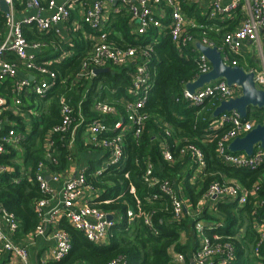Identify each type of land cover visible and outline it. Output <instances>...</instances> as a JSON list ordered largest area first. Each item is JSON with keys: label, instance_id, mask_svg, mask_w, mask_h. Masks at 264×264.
Masks as SVG:
<instances>
[{"label": "built area", "instance_id": "1", "mask_svg": "<svg viewBox=\"0 0 264 264\" xmlns=\"http://www.w3.org/2000/svg\"><path fill=\"white\" fill-rule=\"evenodd\" d=\"M9 7L5 13V31L0 34V84L12 81L11 88L13 113L6 114L10 102L7 97L0 96V160L13 153L21 145L25 136L16 128L14 118H23V100L30 96L45 99L56 85L57 74L51 70L48 63H39L38 54L42 52L45 45L39 41H29L23 32L24 26H34L39 33L48 34L55 31L59 33V25L71 19L73 8L82 0H66L59 3L57 0H24L25 6L35 11V15L23 20H18L14 7L15 0H4ZM106 0H93L85 7L82 23L87 26L96 36L92 50L83 59L81 64L80 78L91 80L94 78L95 69L108 67H129L133 66L131 74L132 84L129 88L130 99L125 105L127 119L119 120L113 125L107 124L103 118L118 114L115 106L99 101L94 104L93 110L100 117L90 120L83 112L85 100L78 102L75 107L64 97L60 99V122L51 130V146L47 152L48 160L56 163L52 150L56 141L53 137H60L67 140V147L71 151L74 147L77 134L80 130L87 129L89 144L95 148L105 150L102 160L104 164L95 172V176L101 175L110 167H124L126 156L124 149V137L127 128L124 124L127 121L129 130L132 129L134 139L139 141L144 133L148 121L144 109L149 101L150 94L154 88L152 81L151 61L153 46L159 42L163 31L168 30L173 43L179 50L201 43L207 47H214L206 38L202 41L195 39L188 32L189 29L198 28L197 24L184 13V7H198L200 0H122V7L136 23V34L144 37L151 31L157 32L151 43L145 47H129L125 49L116 48L108 41L111 26L109 17L103 6ZM113 1V0H111ZM120 11H116L119 14ZM49 12V17H43ZM240 13L242 16L240 25L234 31L224 36V47L228 54L239 57L240 51L245 43H251L258 50L259 63L247 72L254 74L255 86L264 90V0H210L208 13L205 16L207 21L222 20L224 17H232ZM168 19L169 24H165ZM224 20V19H223ZM201 28V27H199ZM228 54L225 55V63L228 64ZM10 57H15L11 61ZM199 74H207L211 71V65L207 58L199 52L198 55ZM237 66V65H235ZM24 70L35 76V81L28 77L19 78V72ZM183 100L191 106L200 107L208 99L219 98L221 101L235 99L241 95V89L237 86L229 87L224 80L205 85L190 94L186 88L183 90ZM87 96V94H86ZM6 114V115H5ZM124 121V124H123ZM255 122L243 119L236 111L224 113L216 119L211 130L228 128L218 143L217 151L221 161L228 167L256 172L264 167V149L258 146L252 156L245 154H234L229 151V144L237 138L245 137L255 127ZM26 131V130H25ZM172 131L166 129L165 136L171 137ZM112 135V136H110ZM207 135V140L212 138ZM158 136V143L162 150L163 159L167 163L174 161L173 151L166 140ZM190 156L192 162L190 183L194 187L203 182L208 176L205 175L208 167L204 152L193 144L183 146L179 156ZM44 163L35 167V179L39 185L42 198L34 203L33 209L39 223L35 228L36 235H43L48 227H55L63 222L67 223L76 231L81 232L90 243L104 246L113 237L112 231L122 221L131 225L135 219L133 210L126 214V218L117 217L115 214L90 206L92 201L99 199L103 194L93 187L87 180L86 172H77L66 179L61 180L58 174L51 175V181L60 183L59 189L51 188L47 182L43 170ZM15 167L11 164L0 162V175H12ZM143 183L151 190L152 201L166 198L172 210V220L181 223L185 216H188L194 226L198 241L194 252L195 264H232L236 257V249L231 242V237H226L221 230L224 229L220 223L204 220L205 211H214L219 203L234 204L244 208L253 203L259 210L264 209V199H260L261 183L256 182L250 189L242 186L239 182L230 179H221L212 182L197 206L189 210L190 202L182 197L179 187L175 181L157 175L153 163L148 162L142 176ZM22 180L13 179V183L20 184ZM188 209V210H187ZM258 211L255 210L254 214ZM154 213L144 216V226L154 235H159L153 220ZM187 214V215H186ZM113 216V221L108 220ZM20 229L17 217L0 205V247L4 252L13 255L21 264H28V251L25 247L15 244L11 237ZM254 229L257 233V240L253 252L259 256L264 248V212L262 217L254 221ZM208 233L210 235H208ZM51 239L54 247L48 253V260L59 263L65 260L72 251V241L69 233L59 228L53 230ZM184 255H178L175 264H183ZM109 264H126L124 259H117Z\"/></svg>", "mask_w": 264, "mask_h": 264}, {"label": "trees", "instance_id": "2", "mask_svg": "<svg viewBox=\"0 0 264 264\" xmlns=\"http://www.w3.org/2000/svg\"><path fill=\"white\" fill-rule=\"evenodd\" d=\"M20 1L22 3L24 0ZM183 13L195 20L197 26L201 27L189 29L190 35H193L198 41L206 38L223 54H228L227 48L224 47V36L238 27L242 18L240 13L225 20L214 21H207L202 9L197 7H184ZM129 20L130 17L124 12L116 18L108 36L109 43L121 49L145 47L150 44L157 32L151 31L144 37L134 36L131 33ZM169 22L168 19L165 24L167 25ZM4 28L5 15L0 10V33L4 32ZM23 32L29 41L46 44L42 52H49L58 41L54 36V41L50 40L46 34L39 33L34 26H24ZM86 55L77 54L63 63L48 66L57 74L56 85L47 98L33 97L32 102L29 101L22 107L24 111H27L34 108V100L43 102L48 98L53 99L46 114L39 106L38 117L31 115L32 128L30 132L23 134L25 140L22 144L23 147L27 146L24 161L33 160L36 163L35 167L41 160L40 158H38L39 161L36 160L40 155H38L36 139L43 137L47 130L60 122L59 101L62 96L71 91V84L81 70L82 61ZM198 55L194 46L179 50L173 43L169 31H163L159 42L153 46L150 65L154 88L143 110L148 116V121L141 139L136 141L132 129L127 128L124 137L126 156L124 167H110L99 176H95V172L99 169L98 164H93L86 171L88 182L103 194L99 199L92 201L90 206L123 219L126 218L128 211L133 210L135 214L133 223L129 225L126 220L118 223L112 231L113 237L110 245L98 246L90 243L81 232L63 222L61 227L71 237L72 251L62 262L50 264H109L119 258L124 259L126 264H175L171 253L173 249L177 254L185 256L183 264H190L189 257L195 252L198 245L192 221L186 216L181 223H176L172 220V210L166 198L152 201L154 191L149 189L142 180L148 162L153 163L158 176L175 181L177 187L182 189L180 191L182 197L189 200L191 209L197 206L198 201L212 182L222 179L221 174L226 178L238 181L247 189L260 181L259 198L264 199V167L256 172L238 170L226 166L219 158L218 143L228 128L211 130L210 127L217 119L214 118L213 113L222 101L219 98L208 99L202 106L195 107L183 100L182 94L186 85L195 81L199 74ZM228 57L227 63L230 66H242V61L239 58L231 55ZM10 60L15 61L16 59L10 57ZM43 61L41 59L39 63H43ZM133 71V66L111 67L109 72L97 75L90 81L75 82L77 91L83 92L79 99L74 101L73 106L76 107L84 92L87 91L88 94L82 109L88 122L100 118L93 110L94 104L99 101L109 102L110 105L120 110V117L106 120L107 124L113 125L119 120L127 119L125 105L130 99L127 91L132 84L131 74ZM64 80L65 84L62 83ZM12 87V81L0 85V96L7 97L11 103ZM70 95L69 98L76 96L74 92ZM246 120L262 124L264 110L250 109ZM124 126H128L127 121ZM166 129L172 131L171 137L165 136ZM207 135H210L212 140H207L209 139ZM158 136H162V140L165 139L171 146L174 155L172 163L164 161L160 142L157 141ZM55 140L57 166L52 168L56 172H63L69 168L71 151L67 147V140L63 141L60 137H56ZM187 144L199 147L204 152L208 164L205 172V175H208L206 180L199 182L194 187L190 184L191 171L189 172V170L192 164L190 156L184 158L179 156L180 149ZM77 149L78 152H83L86 149L83 147L80 137ZM96 149L105 152L102 148ZM13 158H16L14 151L2 158L0 162L12 165ZM17 176L18 173L16 175H0V205L17 217L20 228L25 233H31L39 223L33 206L37 200L42 198V194L34 171L32 172V182L24 180L20 184H15L13 179ZM255 210L258 211L256 214H254ZM263 212L264 209H257L253 203H249L244 208H239L234 204L219 203L214 211H205L204 220L222 224L225 227L221 232L226 237L232 238L231 242L236 249V257L232 264H264V248L259 256L253 252L257 240L254 221L262 217ZM148 213H154L153 220L159 230L158 236H154L143 224L144 216ZM183 232L187 234L185 245L181 242ZM208 235L210 234L208 233Z\"/></svg>", "mask_w": 264, "mask_h": 264}, {"label": "crops", "instance_id": "3", "mask_svg": "<svg viewBox=\"0 0 264 264\" xmlns=\"http://www.w3.org/2000/svg\"><path fill=\"white\" fill-rule=\"evenodd\" d=\"M57 1L59 3H62L66 0H57ZM200 1L202 2V4L199 5L200 8L199 7H197V8L202 9V11L204 12L203 13L204 17H205L208 13V3L210 0H200ZM230 1H232V0H227V2H230ZM92 2H93V0H82L78 5H76L73 8L72 14H71V19L68 22L59 25V27H58L59 33L58 34H56L55 31L46 34V36H48L50 40L54 41V39H53V36H54V37H57L58 41L55 43L56 46L55 45L52 46L49 52L43 51V52L39 53L38 54V60L42 59V60H44L43 62H45V63L49 62L52 65L56 64V63L60 64V63H63L64 61H66L67 59H69L70 57L75 56L77 54H80V55H83V54L86 55L87 54L88 55V53L91 52L93 44L95 43V40H96V36L94 35V33L92 31H90V29L87 26H85L82 23V21H83V15L85 12V7L89 6V4H91ZM22 3L20 0H15L14 11H15V15H16L18 20H23V19H26L28 17L35 15V11L28 9L25 5H23L24 3L23 4ZM122 5H123L122 0H113V1L106 0L103 4V6L105 8V13L110 19L109 20V26H111V28L115 24L116 18L119 15H121L123 12L126 13V15H128L130 17V15L128 14L127 11L124 10ZM194 7H196V6H194ZM118 10H122V11H120L119 14H116V11H118ZM3 14L5 15V13H3ZM49 16H50L49 12H45L43 14V17H49ZM223 19L224 20L228 19V17H224V18H222V20ZM129 21H130V26H131V33L135 36V35H137L136 34V23H134L131 20V17H130ZM239 25H240V22L238 24V27H239ZM4 31H5V28H4ZM3 33H0V34L2 35ZM195 48H196V46H195ZM46 49H47V47H46ZM262 49H263V53H264V43L262 45ZM196 50L199 53L197 48H196ZM257 51L258 50L256 49V47L251 45V43H245L243 45L241 51H240V56L237 57L242 61V66H240V67L244 68L245 71H249L253 67L257 66V64L259 63V59L256 55ZM225 55L226 54H223V58H225ZM251 56L253 57L254 62L251 61ZM110 68L111 67H108L105 69H109V71H110ZM115 68H117V67H115ZM80 71L77 73L76 77L74 78L73 83L71 84V91L68 92L66 95L61 97V98L64 97L65 99H67V101L72 105H74V101L79 99L80 95L83 92L80 90L77 91V88L75 86V82L90 81V80H86V79H81L80 78V73H81ZM18 77L21 79L28 77L30 80L35 81V76L32 73H28L24 70H21L19 72ZM94 77H96V75ZM65 82L66 81L64 80L62 83L65 84ZM4 83H1V84H4ZM73 92L76 96H73L74 98L73 97L69 98V97H71L70 94H72ZM86 94H88L87 91L84 92L81 100L86 99ZM111 94H113V93H111ZM127 94L129 95V90L127 91ZM77 95H78V97H77ZM32 98H33V96H30V94H28V96L23 100V102H24L23 106L27 105L29 101L32 102ZM81 100H79V101H81ZM52 102H53L52 98H50V99L48 98L47 101H43V102L34 100V102H33L34 108L33 109L30 108L27 111H24L22 109L23 118L12 117L11 120H14L16 122V124H17L16 128L19 130V132L26 134V133L30 132V130L32 128L33 121L31 119V115H33L34 117L35 116L38 117L39 106L42 107V111L46 114V111L48 112V108ZM77 105H78V103H77ZM117 111H118L117 115L109 116L106 118L104 117L103 120L106 122V120H108L110 118L116 119L117 117H120V114H121L120 110L117 109ZM11 113H13V108H12V103L10 102L9 109L7 110L6 114H11ZM123 124H124V121H123ZM20 128L23 130H20ZM52 128L47 130V132H45L43 137L36 139L37 140L36 141L37 146H38L37 150L39 151L38 155L40 154L39 157L36 158V160L39 161L41 159L37 163L39 164L41 162V163L45 164L43 174H44V176H45V178H46V180L49 183L51 188L59 189V186H60V183H54L53 181H51V175L58 174L61 176V180H62V179H66V178L70 177L71 175H75L77 172L88 171V169L90 167H92L93 164H98V166H99L98 168L102 167V165L104 164V161L102 160V156H103L104 152L97 150L96 148H94L92 145L89 144V134L87 132V129L85 128L83 130H80L79 133L77 134V138H76L74 147L71 150L69 168L63 172L54 171L52 167L57 166V160L55 158V154H56L55 150L56 149L54 148L52 150V153L54 154V158L56 160V163H51L47 157V152L49 151L50 146H51L52 136H51L50 132H51ZM126 128H128V126ZM24 130H26V131L24 132ZM79 137L81 139V143H82L83 147L86 148L83 152H78V149H77V143H78ZM53 139H56V137H53ZM22 146H23V144L19 145L21 150H22ZM19 147H18V149H19ZM18 149L17 150L13 149L14 154L17 155L16 158L12 159V165L15 167V173L14 174L16 175V173H18V176L16 178L19 177L22 181L28 180V181L32 182L33 181L32 180V172L35 170L34 167H35L36 163H34L33 160L32 161L27 160V162L26 161L23 162L22 158H25L24 157L25 152H23V150H22V152H20V151H18ZM38 158H40V159H38ZM191 168H192V164L190 165V169ZM190 171L191 170H189V172ZM34 176H35V172H34ZM220 176L222 179H230V178H226L225 176H223V174H221ZM206 178H205V180H206ZM230 180H234V179H230ZM192 182H193V180L191 179V183ZM179 190L182 191L181 188H179ZM189 210H192L190 206H189ZM185 218H186V216H185ZM61 224L59 223L53 228L48 227L46 229L45 234L39 235V236L36 235V233L34 232L35 230H33L31 233H25L23 231V229L20 228L19 231L11 237V239L15 244L21 245L27 249V251H28V264H50L53 262H50L48 260L47 256H48V253L50 252V250L54 247V242L51 239V234H52L53 230H55L58 226H59V228H62ZM181 242L183 245H185L187 243V234H185V232L182 233ZM0 249H1L0 264H21L20 261H18L13 255L4 252V250L1 247H0ZM171 253H172L173 259H176V257L178 255H181V254H177L174 251V249L171 250ZM188 256H189V254H188ZM193 256H194V252L191 254V256L189 258L193 259Z\"/></svg>", "mask_w": 264, "mask_h": 264}, {"label": "water", "instance_id": "4", "mask_svg": "<svg viewBox=\"0 0 264 264\" xmlns=\"http://www.w3.org/2000/svg\"><path fill=\"white\" fill-rule=\"evenodd\" d=\"M0 10L3 13L9 12V7L4 0H0ZM196 48L207 58L212 69L209 73L200 75L195 81L186 85V90L190 94H195L205 85L218 80H224L229 87L237 86L241 89L239 97L220 103L213 113L214 118H218L224 113L236 111L243 119H247L250 109L264 110V90L255 86L253 73L245 71L240 66L226 64L222 52L217 47L211 48L197 43ZM107 72L109 69H95L94 74L97 76ZM258 146L264 149V122L257 124L245 137L232 141L228 148L234 154L243 153L252 156ZM113 219V216H108L109 221H113ZM190 264H195L193 259H190Z\"/></svg>", "mask_w": 264, "mask_h": 264}, {"label": "rangeland", "instance_id": "5", "mask_svg": "<svg viewBox=\"0 0 264 264\" xmlns=\"http://www.w3.org/2000/svg\"><path fill=\"white\" fill-rule=\"evenodd\" d=\"M198 7H199V5H197ZM200 8V7H199ZM256 55H258V52L256 53ZM251 61L252 62H254V59H253V57L251 56ZM106 104H110L109 102H105ZM72 105V104H71ZM113 106V105H112ZM254 122V121H253ZM255 123H256V121H255ZM29 126V125H28ZM20 130H23V129H21L20 128ZM36 145H37V142H36ZM26 149H27V146H25L24 145V147L22 146V150H23V152H26ZM22 150H21V148L19 147V149H18V151H20V152H22ZM17 156V155H16ZM23 159V162H24V158H22ZM202 184V183H201ZM200 185V184H199ZM199 185H198V187H199ZM246 226V225H245ZM110 245V242L108 241V242H105L104 243V246H109Z\"/></svg>", "mask_w": 264, "mask_h": 264}]
</instances>
